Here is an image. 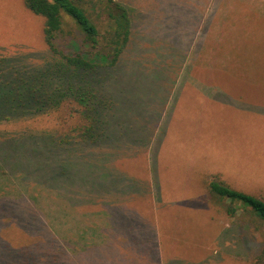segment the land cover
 I'll return each mask as SVG.
<instances>
[{
  "label": "rangeland",
  "instance_id": "1",
  "mask_svg": "<svg viewBox=\"0 0 264 264\" xmlns=\"http://www.w3.org/2000/svg\"><path fill=\"white\" fill-rule=\"evenodd\" d=\"M125 1L133 37L100 82L116 98L98 145L52 151L49 138L29 134L59 133L60 110L0 122V264H251L264 243L260 220L242 206L231 216L229 201L208 192L221 171L264 199V61L241 55L253 51L232 22L241 8ZM44 21L24 0H0V57L11 56L0 93L11 58L19 73L48 50Z\"/></svg>",
  "mask_w": 264,
  "mask_h": 264
},
{
  "label": "trees",
  "instance_id": "2",
  "mask_svg": "<svg viewBox=\"0 0 264 264\" xmlns=\"http://www.w3.org/2000/svg\"><path fill=\"white\" fill-rule=\"evenodd\" d=\"M24 2L27 9L44 18L48 50L38 54V64L26 61L19 73L11 58L10 73L4 74L9 78L8 85L0 93V122L21 120V114L33 119L60 110L64 123L56 130L59 133L35 129L29 134L34 139L49 138L52 151L64 144L98 145L99 138L105 136L106 122H113L112 102L116 98L115 91L108 89L105 94L100 82L108 83L109 71L116 69L131 44L135 8L124 0ZM7 57L11 56L0 57L2 69ZM32 68H36L34 74ZM69 120L77 123L65 127ZM60 162L64 159L58 162L61 167ZM51 175L52 180L56 179V169ZM208 192L214 200L229 201L226 210L231 216H236L239 206L257 216L264 230V199L234 189L220 179L208 183ZM251 264H264V243Z\"/></svg>",
  "mask_w": 264,
  "mask_h": 264
},
{
  "label": "crops",
  "instance_id": "3",
  "mask_svg": "<svg viewBox=\"0 0 264 264\" xmlns=\"http://www.w3.org/2000/svg\"><path fill=\"white\" fill-rule=\"evenodd\" d=\"M238 3V8H241L240 12L241 14L234 19L232 22L235 23L237 30L240 31L242 33V36H244L245 38L247 37L246 41H244V43H247V47H252L253 51L250 50L249 52L245 53V52H241V55L243 57L246 58H252L253 56V61H257L259 60V62L261 60L264 61V58L262 59V57H264V49H262V47H259V44H262V46L264 45V39L263 40H259L257 38V34L256 32H254V28H260L264 31V21L263 22H256L259 20V17H264V0H237ZM254 5L258 6L257 9H255ZM250 7H254V11H252L250 9ZM242 16V17H241ZM244 18V23L243 24L241 22V20ZM255 21V22H254ZM249 30V31H247ZM249 37H248V36ZM253 35V37H251ZM264 36V34H263ZM241 56V58L243 59V57ZM192 77L195 76V74H190ZM232 76H234V74H230V76L228 77H224V76H219L220 78H222V80H226L231 78ZM218 76L214 77L217 78ZM195 79V78H194ZM197 79H199V77H197ZM256 90V89H255ZM262 94L259 93L258 95ZM218 173L220 174V176L222 177V180L227 183L228 185H230L232 188L237 189V190H241V191H247L246 188H237L234 187L233 185H231V180H230V175L228 173H224L221 171H218Z\"/></svg>",
  "mask_w": 264,
  "mask_h": 264
}]
</instances>
